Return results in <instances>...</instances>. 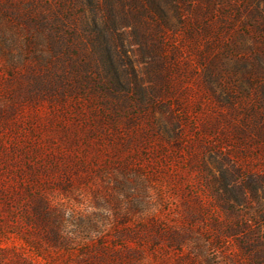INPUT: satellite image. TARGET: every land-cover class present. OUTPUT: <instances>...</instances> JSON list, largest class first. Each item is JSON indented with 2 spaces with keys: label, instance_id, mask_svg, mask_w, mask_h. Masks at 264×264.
Instances as JSON below:
<instances>
[{
  "label": "rangeland",
  "instance_id": "1",
  "mask_svg": "<svg viewBox=\"0 0 264 264\" xmlns=\"http://www.w3.org/2000/svg\"><path fill=\"white\" fill-rule=\"evenodd\" d=\"M210 1L105 95L87 0H0V264H264V0Z\"/></svg>",
  "mask_w": 264,
  "mask_h": 264
},
{
  "label": "trees",
  "instance_id": "2",
  "mask_svg": "<svg viewBox=\"0 0 264 264\" xmlns=\"http://www.w3.org/2000/svg\"><path fill=\"white\" fill-rule=\"evenodd\" d=\"M203 1L208 2L207 10L210 12L211 1ZM192 3V0H87V13H84L82 20L85 30L82 34L73 30L70 35H82L87 39L86 50L81 56L89 71L100 68L98 81L104 85L102 93L107 95L112 86L125 90L130 87L125 76L133 63L129 60L125 42L131 44L129 38L132 37L151 59H164L168 53L169 39L178 37L183 29L196 21L191 20L187 10L193 11L194 15L204 11L201 0ZM262 13L264 8L260 10V5H257L255 13L249 18L255 19ZM201 21L196 23L204 30L206 38L212 28ZM254 30L264 33V23L255 24ZM261 39L263 42L260 44L264 46V37ZM148 44L152 47L145 48ZM92 53L97 57L92 56ZM172 55L175 56V53ZM261 65L264 71L263 61Z\"/></svg>",
  "mask_w": 264,
  "mask_h": 264
}]
</instances>
